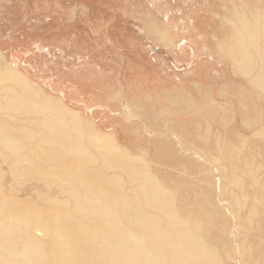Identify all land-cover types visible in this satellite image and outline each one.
Wrapping results in <instances>:
<instances>
[{
	"label": "rangeland",
	"instance_id": "1",
	"mask_svg": "<svg viewBox=\"0 0 264 264\" xmlns=\"http://www.w3.org/2000/svg\"><path fill=\"white\" fill-rule=\"evenodd\" d=\"M249 37L258 40L255 48ZM263 59L264 0H0V72L2 66L20 71L39 91L38 106L43 108L44 100L50 106L38 115L10 111L6 105L14 86L0 81V119L36 162L33 167L18 162L0 146V210L35 204L53 207L60 215L64 207L72 208L74 196L47 176L26 177L23 165L34 169L40 163L48 171L51 165H76L111 177L124 175L119 167L126 160L159 179L172 177L170 189L180 195L178 202L205 199V189H210L214 205L209 210L213 214L222 207L229 222L217 224L218 239L209 242L224 264H240L237 239L244 234L218 174L223 168L227 179L245 175L239 150H248L251 161L256 157L264 165V152L243 146L264 144V97L252 83L253 73L239 69L248 64L254 71ZM23 97L33 95L25 92ZM244 99L257 104L256 119L245 118L250 108ZM48 117L71 133L79 130L78 144L87 154L68 161L64 153L57 162L37 155L52 153L53 147L39 137L29 142L20 133L41 132ZM181 130L199 134V141L183 142ZM173 153L191 163L169 164L164 159ZM105 157L119 161L109 169ZM246 177L247 199L254 195V183ZM262 201L259 195L248 198L258 208ZM73 212L75 230L87 226L82 223L100 222ZM104 227L95 228L102 235ZM33 236L46 237L39 228Z\"/></svg>",
	"mask_w": 264,
	"mask_h": 264
},
{
	"label": "bare ground",
	"instance_id": "2",
	"mask_svg": "<svg viewBox=\"0 0 264 264\" xmlns=\"http://www.w3.org/2000/svg\"><path fill=\"white\" fill-rule=\"evenodd\" d=\"M163 6L165 7L164 4ZM249 40L255 48L258 40H252L250 37ZM258 65L257 71H250L248 64H243L239 69L253 73L252 83L259 95L264 97V59L260 60ZM0 81L14 86L15 94L7 99L8 110L18 114L38 115L46 113L50 107L46 100L42 101L43 108L38 106L39 91L31 86L20 71L2 66ZM4 86L7 85H2L3 89ZM5 90L8 91L7 88ZM25 92H28V95L31 93L33 97H23ZM245 102L250 108L249 112L244 111L245 118L253 116L256 119L259 109L257 104H252L248 99H244L243 103ZM210 108L214 112L218 110L213 105ZM58 111L59 109L54 110L57 113ZM60 123H57L56 118L53 120L49 118L44 122L41 132L34 133L24 128L26 131L23 130L20 134L29 142L39 137L47 146L53 147L52 153L50 150L44 154H39L40 151L36 152L37 155L44 156L45 161H60L64 153L68 161L86 155L87 151L78 144L76 137L80 134L79 130L75 131L76 135ZM4 124L0 119L1 148L7 147L18 162L33 167L36 162L27 157V149L22 139L11 134ZM198 135H191L190 132L181 130L183 142L190 143V139L191 142L199 141ZM182 145L185 146L184 143ZM243 146L264 152V144L260 142L255 141L252 144L245 142ZM247 151L245 150V154L240 150L236 153L244 162L241 170H244L245 175L240 177L234 175L227 179L221 168L218 178L223 185L221 189L225 199L230 196L233 209L240 218L239 230L244 234L243 237H237V244L240 243L238 245L240 264H264V180L261 178L263 170L260 167L264 165H258L256 157L251 161L252 158ZM170 152L172 153L171 150ZM117 153L116 155L120 154ZM170 158L164 160L175 166L182 167L184 162H190L188 159L176 157L174 153ZM104 161L109 169H113V164L119 159L108 160L105 157ZM123 163L125 166L119 169L124 171V175L111 177L99 176L94 168L88 170V173L87 170L76 165L62 167L51 165L53 166L51 171L41 169L38 166L40 163L34 169L25 168L23 165V174L25 173L26 177L43 176L46 179L49 177L52 179L50 181L74 196V202L72 208L64 207L60 215L53 207L42 209V206L37 207L35 204L25 206L26 208L22 206L24 209L8 206L7 210H0V264H224L219 251L209 242L210 238L218 239L217 224L222 221L229 222L222 207H214V209L218 208L213 214L209 210V206L211 208L214 205L213 192L208 188L205 189L207 200L204 195L205 199L198 198L194 203L187 202V198L178 202L180 195L170 189V185L174 183L172 177L163 175L159 179L153 174L154 172L141 171L133 165L130 167L126 160H123ZM199 168L200 165L196 169ZM231 171L228 168L226 170V172ZM246 175H249L254 183L252 185L254 195L247 199L246 195L251 193L247 194L246 191L248 178ZM241 177L243 180L239 181L238 178ZM126 191L128 192L125 193ZM129 194L132 195V199ZM256 195L263 199L259 208L248 202V198H254ZM261 207L262 215L259 214ZM191 209L192 215H188L187 212ZM73 211L78 214L87 213L88 215H84L85 218H95L100 222L82 223L81 227L87 226L83 230H75L74 226L78 218ZM101 223L105 226L102 235L95 228ZM11 224H14L12 226L15 228L11 227ZM38 228L46 237L33 236V230Z\"/></svg>",
	"mask_w": 264,
	"mask_h": 264
}]
</instances>
